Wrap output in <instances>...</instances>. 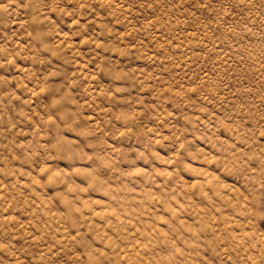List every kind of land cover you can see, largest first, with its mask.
<instances>
[{"label":"rangeland","instance_id":"1","mask_svg":"<svg viewBox=\"0 0 264 264\" xmlns=\"http://www.w3.org/2000/svg\"><path fill=\"white\" fill-rule=\"evenodd\" d=\"M0 264H264V0H0Z\"/></svg>","mask_w":264,"mask_h":264}]
</instances>
